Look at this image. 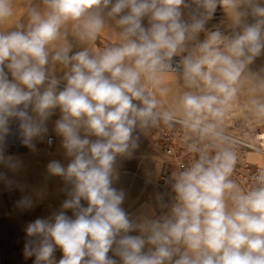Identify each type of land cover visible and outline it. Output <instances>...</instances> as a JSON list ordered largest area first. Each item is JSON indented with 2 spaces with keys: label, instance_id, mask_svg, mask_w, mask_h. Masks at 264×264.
I'll return each mask as SVG.
<instances>
[{
  "label": "clouds",
  "instance_id": "1",
  "mask_svg": "<svg viewBox=\"0 0 264 264\" xmlns=\"http://www.w3.org/2000/svg\"><path fill=\"white\" fill-rule=\"evenodd\" d=\"M43 5L28 9L27 25L5 28L15 5L0 0V167L7 170L0 171V181L13 186L7 173L22 167L5 152L12 121L18 122L20 142L35 151L37 139L52 143L47 121L59 109L54 131L69 158L67 165L57 160L47 165L50 176L62 178L69 190L62 210L27 224L25 256H34V264H57L54 253L60 249L58 264H117L110 251L120 264H264V171L256 186L240 191L230 179L236 162L230 147L202 152L176 174L175 202L159 217L130 219L122 207L124 191L113 186L117 158H131L139 146L137 131L176 119L175 112L160 111L147 89L161 82L176 55L184 54L179 64L186 84L200 89L182 96L181 123L212 141L224 140L218 129L222 106L236 95L245 65L264 50V0H43ZM218 6L241 18L237 29L228 37L212 31L190 49ZM109 21L119 29L118 44L70 54L62 43L69 25L91 42ZM57 64L62 76L54 73ZM258 107L264 112V104ZM17 206L32 208L33 200L23 196Z\"/></svg>",
  "mask_w": 264,
  "mask_h": 264
},
{
  "label": "crops",
  "instance_id": "2",
  "mask_svg": "<svg viewBox=\"0 0 264 264\" xmlns=\"http://www.w3.org/2000/svg\"><path fill=\"white\" fill-rule=\"evenodd\" d=\"M16 15L13 20L8 22L3 27H14L16 24L23 23L27 25V11L30 7H38L43 9V0H14ZM147 25V19L144 21ZM120 42L119 29L115 26L114 21H109L104 30L97 36L94 41L82 40L74 26L69 25L67 35L62 43L70 47L71 53L82 50L88 47L94 51H102L104 48L118 44ZM201 42V36L197 41H192L193 47ZM186 54V53H185ZM54 73L57 76L63 75V69L60 65L54 66ZM9 78L11 76L9 74ZM63 83L60 88H63ZM148 91L155 93L156 98L160 103V111H171L176 113V117L184 118L183 112L179 109L169 107L170 104H180L182 94L184 92H193L184 78L183 74L163 73L161 82L155 86L148 84ZM164 91L161 92L160 90ZM174 92V96L169 98V93ZM181 94V95H180ZM60 117L59 109L54 110L53 115L47 121L48 136L53 137L52 145L47 143V139L34 141L36 150L32 151L25 147L19 138L18 122L12 121L10 124L11 134L7 137L5 144V152L7 155H12L22 161V167L17 172H8L10 179L14 180L13 186L9 187L5 182L0 181V264H34L35 257H26L24 254V245L27 239L25 228L28 223L37 218H47L53 213L61 209L63 201L67 198L69 186L65 185L60 177H52L47 172V165L53 160H57L64 165H67L69 158L66 156L62 147V138L57 136L54 131V124ZM154 127L149 125L145 129H139L136 135L143 138V151L145 154L152 153V137ZM136 148L131 158L118 157L115 164L116 179L114 187L122 190L125 193V199L122 207L129 214L130 219L138 220L143 218H155L167 213L170 208L162 198H154L152 193L147 189L144 192L137 187V179L131 172H122V169H135L136 156L138 152ZM150 149V151H149ZM162 154V153H161ZM165 157L162 154V158ZM248 160L251 164L259 167H264V155L258 153H250ZM0 171H7L0 167ZM23 196H30L33 200V207L23 209L17 206ZM84 203V202H82ZM230 204V201H229ZM162 205H164L162 207ZM86 206V204H85ZM66 214L72 217V211L66 210ZM131 235H137L133 232ZM117 260L110 251L108 254ZM63 253L60 249H56L54 253L55 261L58 264Z\"/></svg>",
  "mask_w": 264,
  "mask_h": 264
},
{
  "label": "rangeland",
  "instance_id": "3",
  "mask_svg": "<svg viewBox=\"0 0 264 264\" xmlns=\"http://www.w3.org/2000/svg\"><path fill=\"white\" fill-rule=\"evenodd\" d=\"M240 22L241 18L234 11L218 6L216 12L206 23V30L199 35L201 36V42L208 38L210 32L216 30H219L225 37L231 36ZM247 22L251 23L252 19L249 17ZM189 48L195 49L192 41L189 42ZM182 55L184 54L179 56ZM234 86L237 89L236 95L222 106L223 116L220 118L218 129L227 132L250 131L251 133H264V112H261L258 107L264 104V50L245 65ZM199 92L200 89L193 88L192 93L199 94ZM174 95V92L169 93V98L171 99ZM169 107L172 110L179 109L183 112L181 104H170ZM160 125H163V123ZM153 127L152 153H144V140L139 138L140 147L135 154L137 167L130 170L122 169V172H131V175H134L137 179L138 189L141 188L142 192L147 189L154 198L164 200L160 188V178L167 171L165 162L170 158L161 149L159 129ZM161 153L165 157L162 158Z\"/></svg>",
  "mask_w": 264,
  "mask_h": 264
},
{
  "label": "built area",
  "instance_id": "4",
  "mask_svg": "<svg viewBox=\"0 0 264 264\" xmlns=\"http://www.w3.org/2000/svg\"><path fill=\"white\" fill-rule=\"evenodd\" d=\"M181 56H174L171 67L165 73L182 74V65L179 64ZM183 118L164 123H155L153 126L159 129L161 149L170 160L165 162L167 171L160 178V188L163 198L169 208L175 202L172 185L175 175L192 166L202 152L214 154L219 148L228 146L236 154V162L230 179L240 191H248L257 184V180L264 167L251 164L248 160L250 153L264 155V133H251L250 131H222L224 140L215 142L207 137L194 133L181 121ZM163 125H160L162 124ZM52 143L54 138L51 137ZM49 144V145H52Z\"/></svg>",
  "mask_w": 264,
  "mask_h": 264
},
{
  "label": "bare ground",
  "instance_id": "5",
  "mask_svg": "<svg viewBox=\"0 0 264 264\" xmlns=\"http://www.w3.org/2000/svg\"><path fill=\"white\" fill-rule=\"evenodd\" d=\"M233 108V107H232Z\"/></svg>",
  "mask_w": 264,
  "mask_h": 264
}]
</instances>
